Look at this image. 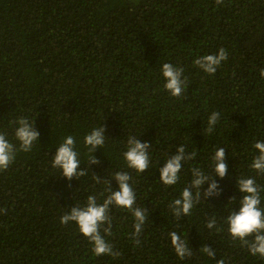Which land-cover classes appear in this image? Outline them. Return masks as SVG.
I'll return each mask as SVG.
<instances>
[{
  "label": "trees",
  "instance_id": "1",
  "mask_svg": "<svg viewBox=\"0 0 264 264\" xmlns=\"http://www.w3.org/2000/svg\"><path fill=\"white\" fill-rule=\"evenodd\" d=\"M220 48L228 59L214 75L193 63ZM164 63L184 69L182 97L165 90ZM262 69L264 0H0V131L17 143L12 122L24 117L40 133L30 152H18L0 172V264H264L231 239L224 223L231 209L239 210L241 177L256 180L264 208V175L251 168L253 145L264 141ZM213 112L220 116L208 134ZM100 126L105 145L90 153L83 138ZM68 135L76 140L80 170H89L71 181L52 167ZM130 136L151 145L144 173L123 159ZM180 145L195 159L177 185L165 187L159 168ZM221 147L228 170L215 177L220 195L201 197L191 215L177 220L169 204L189 184L191 167L211 172ZM91 156L100 163L89 164ZM117 171L129 172L136 206L148 217L137 245L132 214L113 207L106 239L120 256L97 257L77 226L61 225L60 217L89 195L102 202L109 194L104 181ZM213 217L221 231L206 227ZM173 231L188 240L190 258L177 257Z\"/></svg>",
  "mask_w": 264,
  "mask_h": 264
},
{
  "label": "clouds",
  "instance_id": "2",
  "mask_svg": "<svg viewBox=\"0 0 264 264\" xmlns=\"http://www.w3.org/2000/svg\"><path fill=\"white\" fill-rule=\"evenodd\" d=\"M224 0H215L217 5L223 4ZM228 59L227 52L220 48L217 53L206 54L198 57L193 63L208 75H214L222 62ZM162 76L165 80L164 88L172 97H182L185 89L188 87L187 78L183 76L184 69L174 66L171 63H164L161 68ZM260 75L264 78V69ZM220 114L213 112L207 121L205 132L211 134L219 120ZM14 138L17 143L11 142L7 138V133L0 131V172L6 171L16 159L18 152H30L34 143L39 139L40 133L34 127V121L20 117L13 121ZM105 131L102 126L94 128L83 138L84 146L90 153H94L97 148H103L105 145ZM18 144V146H17ZM149 142H141L135 136H130L127 140L126 151L123 152V159L128 169L134 170L137 174L146 172L150 167ZM257 151L254 156L251 168L259 175H264V141H257L253 145ZM195 152H187L184 145L176 149V154L169 156L162 167L159 168V180L165 187L177 185L181 179L180 173L184 165L195 159ZM214 166L211 172L205 173L200 167H191V180L182 190L180 196L174 199L169 208L173 216L179 220L181 217L191 215L196 204L208 197L219 196L221 190L215 177L224 178L227 175L228 164L226 163L225 148H218L212 156ZM89 164H99L100 161L91 156ZM81 161L79 153L76 150V140L72 135L66 136L59 147L56 149L52 159V167L58 168L61 174L68 181L73 178L80 179L88 174V168L80 170ZM93 179L101 182V177L94 175ZM114 179L117 189L113 190L110 181ZM111 180H105L108 185V195L98 203L96 195H89L85 203L75 205L70 211H66L60 217L61 225L74 223L79 232L91 244L92 253L97 256L108 255L113 258L119 257L120 253L115 251L113 245L108 242L106 237L112 235V216L110 212L113 207L127 210L134 218V233L136 244L139 245V236L143 231V226L148 217V211L145 207L136 206V193L130 181L131 175L128 171H117L112 175ZM205 183L208 187L203 189ZM237 187L243 194L239 200V210L231 209L224 223L227 225V232L233 241H239L241 246H245L248 252L253 256L264 258V208L261 207V187L254 178L241 177L237 180ZM203 189V191H202ZM103 195V193L101 194ZM234 198L230 200L231 204ZM206 227L208 229L217 227L216 218L208 220ZM171 245L180 260L190 258L193 255L189 247L188 240L173 231L169 233ZM202 251L210 258L215 259V250L205 245ZM216 264H226L224 259H219Z\"/></svg>",
  "mask_w": 264,
  "mask_h": 264
}]
</instances>
